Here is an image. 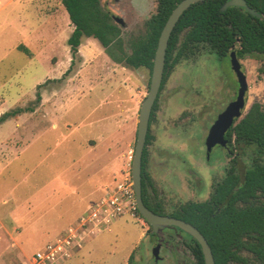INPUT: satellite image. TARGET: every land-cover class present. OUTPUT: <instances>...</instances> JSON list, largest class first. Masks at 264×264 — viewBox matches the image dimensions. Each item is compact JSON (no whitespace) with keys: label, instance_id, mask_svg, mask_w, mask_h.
<instances>
[{"label":"rangeland","instance_id":"1","mask_svg":"<svg viewBox=\"0 0 264 264\" xmlns=\"http://www.w3.org/2000/svg\"><path fill=\"white\" fill-rule=\"evenodd\" d=\"M99 1L122 18L126 50L156 11V0ZM72 28L60 0H0V114L25 110L0 123V264H32L34 251L98 201L105 187L130 175L148 69L115 63L93 37L81 39L72 59ZM239 62L247 81L243 112L253 102L264 110V58L246 55ZM236 88L229 56L207 48L170 69L150 121L145 162L165 213L205 200L222 179L229 157L213 146L207 158L204 138ZM168 237L173 247L161 245L162 258L153 263L148 224L138 213L124 215L59 264H127L130 254L131 264H184L179 236Z\"/></svg>","mask_w":264,"mask_h":264},{"label":"trees","instance_id":"2","mask_svg":"<svg viewBox=\"0 0 264 264\" xmlns=\"http://www.w3.org/2000/svg\"><path fill=\"white\" fill-rule=\"evenodd\" d=\"M179 1L156 0V11L145 21V31L129 38L126 50L113 14L99 0H60L73 26L67 38L71 58L76 56L82 38L93 37L112 61L132 69L146 68L150 77L159 33ZM225 1H197L179 16L168 39L160 89L170 69L201 47L218 57L228 56L234 50L238 59L246 55L264 58V0H245L258 15L239 6L222 10ZM17 48L29 53L22 44ZM261 70L264 72V65ZM36 94L38 102L40 94ZM21 111L25 110L0 114V123ZM149 125L141 157V196L149 209L163 213L162 201L145 168L146 146L152 139ZM224 136L229 165L222 179L214 184L205 200L187 201L171 214L201 232L211 249L214 264H264V110L261 104L251 103ZM242 157H247L248 162H241ZM192 240L195 243L191 246L192 253L197 263L203 264L199 245ZM131 259L132 254L127 264H131Z\"/></svg>","mask_w":264,"mask_h":264},{"label":"water","instance_id":"3","mask_svg":"<svg viewBox=\"0 0 264 264\" xmlns=\"http://www.w3.org/2000/svg\"><path fill=\"white\" fill-rule=\"evenodd\" d=\"M197 1L202 0H180L171 10L159 33L156 48L154 51V57L152 60L148 90L145 97L141 101L138 111L135 143L130 163V177L134 189L137 211L141 215L143 220L151 227V232L157 233L167 226H175L182 229L198 242L201 248L204 264H214L211 249L206 239L194 225L183 219L176 218L170 215L159 214L152 211L144 204L141 196L142 151L145 144L151 109L160 90L168 39L179 16L190 4ZM228 6L244 7L249 13L258 15L256 11H254L246 4L245 0H227L222 4L221 9L224 10ZM113 19L117 24L123 25V20L121 17L113 16ZM228 56L230 67L236 77L237 88L234 98L230 100L225 105V107L217 114L212 124L208 128L207 134L204 139L206 157L209 156L210 149L214 145L218 144L226 147L227 140L224 136L225 132L233 124L235 119L242 116V113L244 111L243 109L245 106V95L247 91L246 77L241 69V64L235 54V51L231 50ZM159 247L160 244L157 243L151 248V254L155 260L158 258Z\"/></svg>","mask_w":264,"mask_h":264},{"label":"built area","instance_id":"4","mask_svg":"<svg viewBox=\"0 0 264 264\" xmlns=\"http://www.w3.org/2000/svg\"><path fill=\"white\" fill-rule=\"evenodd\" d=\"M137 213L130 175L105 187L98 201L81 213L58 235L47 241L31 255L32 264H59L68 259L91 233L109 230L110 223L124 215Z\"/></svg>","mask_w":264,"mask_h":264},{"label":"flooded vegetation","instance_id":"5","mask_svg":"<svg viewBox=\"0 0 264 264\" xmlns=\"http://www.w3.org/2000/svg\"><path fill=\"white\" fill-rule=\"evenodd\" d=\"M113 16H115V15H113ZM214 146H219L220 148H222V150L224 149L225 151H226V147H227V145H226V147H223V145L221 146V145H218V144H216ZM211 150H212V148L210 149V151ZM205 154H206V151H205ZM176 209L177 208L173 209L171 212L165 213V211L162 208L163 213H160L158 211L156 213L163 214V215L173 216L171 213L174 212ZM173 217H175V216H173ZM176 218H178V217H176ZM149 228H150V235H151V239H152V246H151V248L155 244L159 243L160 244V247H161V245H165V246H168L171 249V247H173V244H172L173 241H171L168 236L169 235H178L179 236V240L176 241V242L179 244L180 253L184 257L183 260H182L183 263L184 264H187V261H189V259H191L192 260V263L191 264H198L197 263V259L194 256V254L192 253V249H191V246L195 245L194 241L192 240V239H194L192 236H190L189 234H187L186 232H184L182 229H180L178 227H175V226H167V227H164L161 230V233H164V234L167 235V238L164 239V238L159 237V235L157 233L151 232V227L150 226H149ZM195 242L198 244V242L196 240H195ZM174 244H175V242H174ZM160 247H159V251H160ZM199 248H200V246H199ZM159 251H158V258L156 260L154 259V257L151 254V258H152L153 263H157L158 261L161 260L162 257L159 255ZM200 251H201V248H200ZM150 252H151V250H150ZM201 254H202V252H201ZM202 260H203V256H202ZM203 264H204V261H203Z\"/></svg>","mask_w":264,"mask_h":264},{"label":"crops","instance_id":"6","mask_svg":"<svg viewBox=\"0 0 264 264\" xmlns=\"http://www.w3.org/2000/svg\"><path fill=\"white\" fill-rule=\"evenodd\" d=\"M22 38H23V37H22ZM33 109H34V108H33ZM27 111L32 112L33 110H27ZM1 114H2V113H1ZM1 123H2V122H1ZM86 210H87V209H86ZM86 210H83L81 213H83V212L86 211ZM81 213H80V214H81ZM80 214H79V215H80ZM79 215H78V216H79ZM78 216H77V217H78ZM77 217H76V218H77ZM76 218H72V219L75 220Z\"/></svg>","mask_w":264,"mask_h":264}]
</instances>
